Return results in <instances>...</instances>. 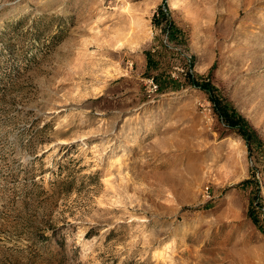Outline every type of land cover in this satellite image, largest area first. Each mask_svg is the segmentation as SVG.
Wrapping results in <instances>:
<instances>
[{
    "label": "rangeland",
    "instance_id": "rangeland-1",
    "mask_svg": "<svg viewBox=\"0 0 264 264\" xmlns=\"http://www.w3.org/2000/svg\"><path fill=\"white\" fill-rule=\"evenodd\" d=\"M0 264H264V0H0Z\"/></svg>",
    "mask_w": 264,
    "mask_h": 264
},
{
    "label": "trees",
    "instance_id": "trees-1",
    "mask_svg": "<svg viewBox=\"0 0 264 264\" xmlns=\"http://www.w3.org/2000/svg\"><path fill=\"white\" fill-rule=\"evenodd\" d=\"M186 75L191 77V73H186ZM193 79V77H192ZM200 87H202L201 84H199ZM204 89L208 90L205 85L203 86ZM213 102V109L217 113L220 119H222L228 126L234 127L237 129L238 133L244 138L248 148L251 146V140L254 135V128L250 126L248 123V120L241 115L240 113H237L236 111L232 109H227L226 107H222L218 105L217 101L215 99H211ZM248 179H245L246 181ZM249 214L251 216V210L249 209ZM254 221L256 220V217H253Z\"/></svg>",
    "mask_w": 264,
    "mask_h": 264
},
{
    "label": "built area",
    "instance_id": "built-area-1",
    "mask_svg": "<svg viewBox=\"0 0 264 264\" xmlns=\"http://www.w3.org/2000/svg\"><path fill=\"white\" fill-rule=\"evenodd\" d=\"M167 31L163 34V40L166 41L167 39ZM189 71L191 72V69H189ZM148 81V86L150 90H155L157 87V84L154 82L152 77L147 78Z\"/></svg>",
    "mask_w": 264,
    "mask_h": 264
}]
</instances>
